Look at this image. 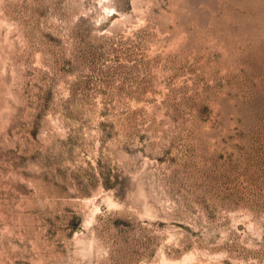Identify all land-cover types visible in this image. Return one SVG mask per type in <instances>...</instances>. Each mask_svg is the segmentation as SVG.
Returning <instances> with one entry per match:
<instances>
[{
	"label": "rangeland",
	"instance_id": "rangeland-1",
	"mask_svg": "<svg viewBox=\"0 0 264 264\" xmlns=\"http://www.w3.org/2000/svg\"><path fill=\"white\" fill-rule=\"evenodd\" d=\"M264 264V0H0V264Z\"/></svg>",
	"mask_w": 264,
	"mask_h": 264
},
{
	"label": "bare ground",
	"instance_id": "bare-ground-1",
	"mask_svg": "<svg viewBox=\"0 0 264 264\" xmlns=\"http://www.w3.org/2000/svg\"><path fill=\"white\" fill-rule=\"evenodd\" d=\"M152 264V263H151ZM154 264V263H153ZM158 264H182L180 261H167L165 259H162V261Z\"/></svg>",
	"mask_w": 264,
	"mask_h": 264
}]
</instances>
